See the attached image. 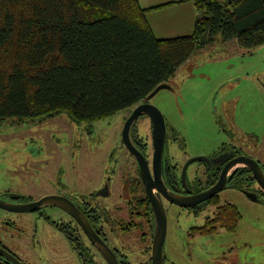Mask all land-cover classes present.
I'll return each mask as SVG.
<instances>
[{
	"label": "flooded vegetation",
	"instance_id": "flooded-vegetation-1",
	"mask_svg": "<svg viewBox=\"0 0 264 264\" xmlns=\"http://www.w3.org/2000/svg\"><path fill=\"white\" fill-rule=\"evenodd\" d=\"M149 105L156 106L164 118L161 159H158V153L155 158V133L160 130V119L143 111L150 108ZM137 108L141 111L131 118ZM227 110L224 105L220 110L218 106H213L215 123L230 141H223L212 152L193 153L186 146L180 131L153 101V97H145L125 108L124 114H121V123L115 129L117 135L113 139L116 141L115 151L118 156L112 170L114 174H111L114 178L104 174L102 170L87 171L80 179L81 182L74 184L71 189H67L59 175L38 196L0 192V209L3 210L0 214L40 211L41 206L49 205L58 208L65 235L72 243L73 253L68 264H110L109 261L113 264H154L159 258L162 264H166L169 260L166 246L171 243L172 238V250L175 254L172 264L188 260L194 247L201 250L209 247L225 248L223 254L232 257L235 264H241L238 252L255 244L244 236L248 217L236 204H243L242 197L253 202L264 200V106L259 107L257 129L246 134L250 142L245 147H240L238 141L233 142V126L226 124L222 117V112ZM81 123L83 122L77 124ZM63 127L70 130L69 125ZM84 127H87V133L92 135L94 141L101 140L91 124ZM36 145L39 148L38 143ZM132 147H135V151ZM173 148L175 152L172 151ZM35 154H40V150ZM249 163H255L258 175H255ZM78 169L75 163L72 164L70 176L75 175ZM145 169L148 171L146 179L142 175V170ZM117 172L118 180L115 179ZM218 184L221 189L214 191ZM225 190L232 192L235 201L221 197ZM45 196H60L69 200L75 206L71 208L78 213L85 226L66 209L53 203L44 202L26 211L4 207L10 202H37ZM202 212L204 215L198 222L186 228L180 225L182 215L195 219ZM163 215L165 233L161 237L157 232V223L158 218ZM85 218L114 257L111 253L108 257L104 256L94 244ZM256 229L263 238L262 232ZM226 236L233 239L231 244L224 242ZM0 248L23 264H40L34 257L26 259L16 254L1 240ZM0 258L7 260L1 253Z\"/></svg>",
	"mask_w": 264,
	"mask_h": 264
},
{
	"label": "trees",
	"instance_id": "trees-1",
	"mask_svg": "<svg viewBox=\"0 0 264 264\" xmlns=\"http://www.w3.org/2000/svg\"><path fill=\"white\" fill-rule=\"evenodd\" d=\"M191 1L192 32L158 38L138 0H0V121L92 122L139 102L217 40L264 43V0Z\"/></svg>",
	"mask_w": 264,
	"mask_h": 264
},
{
	"label": "rangeland",
	"instance_id": "rangeland-1",
	"mask_svg": "<svg viewBox=\"0 0 264 264\" xmlns=\"http://www.w3.org/2000/svg\"><path fill=\"white\" fill-rule=\"evenodd\" d=\"M169 84L171 87L161 89L153 101L180 131L193 153L212 152L223 141H230L215 123L214 105L219 110L222 105L227 106L228 110L222 112L223 120L233 126V142L238 141L240 147H245L250 142L246 134L257 129L259 107L264 106V43L246 49L235 38L227 42L217 40L193 53L169 79ZM124 111L81 124L73 123L65 114L21 122L0 121V192L38 196L59 175L67 189L81 182L87 171L102 170L111 175L118 156L113 136L116 138L115 129ZM86 124L94 127L100 141H94L87 133ZM68 125L70 130L63 127ZM39 150L40 154H35ZM74 163L79 168L78 175L71 177ZM115 179H119L118 172ZM231 193L225 190L221 197L235 201ZM242 199L243 204L236 205L248 217L244 236L255 245L238 252L240 263L264 264V200ZM59 213L58 208L49 205L41 206L40 211L0 214V240L16 254L26 259L34 257L40 264H68L73 253L72 243L65 235ZM203 215L204 212L193 219L184 214L179 223L186 228ZM170 232L173 233L172 228ZM232 241L229 236L224 239L229 244ZM261 241L262 244H256ZM173 242L174 238L166 246L169 259L166 264H172L174 259ZM224 249L194 247L191 257L180 264H235L232 257L223 254Z\"/></svg>",
	"mask_w": 264,
	"mask_h": 264
},
{
	"label": "water",
	"instance_id": "water-1",
	"mask_svg": "<svg viewBox=\"0 0 264 264\" xmlns=\"http://www.w3.org/2000/svg\"><path fill=\"white\" fill-rule=\"evenodd\" d=\"M170 87L171 86H170L169 82H164L162 84H159L152 92H150L146 96V98H151L155 94H157L161 89L170 88ZM149 106H150V108L143 109V111L145 113H149V114H151L153 116L156 115L160 119V130L158 131V133H155V142H156L155 158H156L157 153H158V159L159 158L161 159L162 144H163V137H164V131H165V128H164V118H163L162 113L160 112V110L156 106H154V105H149ZM139 109L140 108H137L134 111V113L132 114L131 118H133L134 116H136V114L141 111ZM160 134H161V137H158ZM125 138H126V136H125ZM132 148L135 151V147H132ZM249 164L254 169L255 175H258V173L256 172V167H255L256 165H255V163L254 164L249 163ZM147 174H148L147 169L142 170V175H143V178L144 179L148 178ZM220 189H221V186H220V184H218L216 186V188L214 189V191H219ZM54 197L62 198L65 201L64 200L63 201L56 200ZM44 202H46V203H53L55 205H58V206H60V207H62L64 209H66L68 212H70L80 222V224L82 226H85V224L83 223V221L80 219L78 213L71 208L74 205L69 200H67L66 198H63V197H60V196H45L41 200H38L37 202L23 203V204L10 202V203H6V206L4 205V207H6V208H8L10 210H14V211H26V210H32L34 208V206L41 205ZM74 208H75V206H74ZM79 213L81 214V212H79ZM85 221L87 222L88 227L91 229L90 234L92 236L90 235V237H91L92 241L94 242V244L98 247V249H100L104 253V256H107L108 257V254L111 253L112 256L114 257V255H113L112 251L109 249V247H107L106 244L102 242V240L100 239V237L93 232V230H92V228H91V226H90V224H89V222L87 221L86 218H85ZM157 232H158V234L161 235V237H163V235L165 233V219H164V215H163V217L158 218ZM0 253L11 264H23L15 256H13L12 254H10L9 252H7L6 250H4L2 248H0ZM109 262H110V264H113L112 261H109ZM154 264H162L161 259L159 258V261L157 263L155 262Z\"/></svg>",
	"mask_w": 264,
	"mask_h": 264
},
{
	"label": "crops",
	"instance_id": "crops-1",
	"mask_svg": "<svg viewBox=\"0 0 264 264\" xmlns=\"http://www.w3.org/2000/svg\"><path fill=\"white\" fill-rule=\"evenodd\" d=\"M158 38L185 36L192 32L199 11L191 0H138Z\"/></svg>",
	"mask_w": 264,
	"mask_h": 264
}]
</instances>
